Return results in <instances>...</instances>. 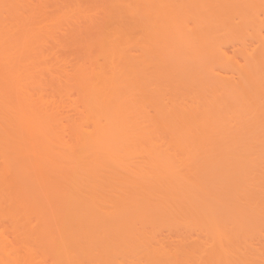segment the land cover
<instances>
[{"label": "bare ground", "instance_id": "6f19581e", "mask_svg": "<svg viewBox=\"0 0 264 264\" xmlns=\"http://www.w3.org/2000/svg\"><path fill=\"white\" fill-rule=\"evenodd\" d=\"M148 1L0 0V264H114V257L118 255V252L124 251L126 247L130 249L125 251L126 257L130 253L136 255V246L144 243L145 240L150 241L149 238H152L153 235V237L157 236L154 234L156 229H153L157 226H153V224L157 225L158 221L161 222L158 218H167L170 215L172 217L170 216L168 220L170 221L175 216V219L177 218L179 221L173 218L170 222L173 223L174 221L180 226L182 223H187L185 222L187 220H191L192 223L195 221L206 223L205 226L209 225L208 230L213 234L211 236H216V240L221 235V237H225L223 239L228 243L225 244L224 242L225 247L223 248L227 249L228 247L232 250L231 238L234 230H236L237 235L239 232H241L240 234L243 233L241 238L244 240L241 239V242H245L243 236L246 230L242 232L244 227H241L244 220L243 223L239 224L240 231H237L235 224L232 225L234 222L237 224L238 219L242 218L241 214H244L242 212L244 208H238V210L235 208L234 210L235 212L237 210L238 215H230L229 207L231 204H227L229 207L226 206V209L228 208L229 211H224V214L227 213V216L229 214L228 217L238 216V219L235 217L237 220L234 221L233 216L231 220H228V217L223 219L225 226L230 228L232 225L236 229L230 228L229 230H232L233 234H229L225 232L228 228L225 229L224 226L222 229L224 231L221 233L222 227L217 221L215 222L216 218H213L215 216L213 209L217 214V206L215 208L214 206L209 207L203 198H199V193H196L199 191L196 190L195 193H191V189L194 191L195 187H191V185L188 187L186 184L182 186L177 182L178 180L171 182L172 179H175L173 177L180 173L179 164L176 165L177 168L175 165L173 166L175 161L171 164L172 169H174L173 167L178 169L176 174L175 169L171 171L172 169L169 168L170 161L167 164L162 162H166V159L169 160L168 156L170 157V155L168 154L176 153V151H180L181 155L184 154L183 152H187L191 158H188L187 154H184V157L186 156L188 159L196 158L199 153L201 156L212 153L210 156L213 157V153L217 155L216 153L220 151V155L218 154L217 157L222 155L225 158L228 157L226 160L222 159V161L225 160L221 161L224 163L222 165L225 168H229L231 165L230 170L234 172L232 165L234 168L236 165L234 163L239 160L240 164L238 163L237 167L239 170L243 164L240 159L246 154L248 155L251 149L254 150L258 147L256 150L260 152L259 147L263 149L264 146V93H262L264 91L262 84L264 86V83H260L264 71L262 70L263 73L260 75L257 74L258 72L254 73L256 70L253 71L252 68L258 60L255 58L257 61L254 63L253 57L247 53L249 59L250 56L252 57L251 60L248 58L247 60H249L248 66L251 65L253 72L248 69L250 67H245L244 64L243 67L240 66L242 69L238 67L237 70V66L234 69L237 70V73L234 71L236 75L234 73L233 75L238 78V82L233 80L237 79L235 76L230 75V80L229 77L228 79L225 78L227 73L224 72L221 73V75L224 73V78H221L220 71L214 73L216 70H213V64L217 62L221 66H226L231 63L229 62L231 60L225 58L226 52L222 53L216 47L218 44L216 45L214 43L216 41L213 42L211 38L213 32L210 33L211 31L206 27L196 30L189 27L187 29L186 25L183 27L180 24V19L182 14L185 15L182 12L187 11L185 9V11L181 9L182 12L170 9L149 10L148 7L153 3L148 6ZM248 1L246 2L248 3ZM149 2H155V0ZM154 5L156 4L154 3ZM205 11L209 12L208 10ZM190 15L193 14L190 13ZM241 21L244 22L243 19ZM254 23L256 22L254 21ZM256 24H259L258 21ZM195 27H197L196 24ZM215 36L217 37V35ZM228 36L230 40L231 36ZM261 38L263 36L258 39ZM260 44L259 47L262 46ZM218 46L220 47V44ZM260 49L263 51L264 46ZM244 51H241L242 57H247L243 53ZM259 52L260 57L264 56V52ZM219 53L223 54V57L225 56L223 61H221L222 58ZM236 56L238 55L235 54ZM260 60L259 64L264 63V58H260ZM227 75L229 76V73ZM259 85L263 89H260ZM258 88L261 91L260 94H263V96L261 95L263 99L257 93ZM259 98L261 100H258ZM257 100L258 103L256 104ZM259 101H262V105ZM251 141L255 142L256 147L254 145H251L253 148L248 147L247 142L250 143ZM260 141L261 143L256 144ZM212 149H216L217 152ZM247 150L250 151L246 152ZM245 152L246 154H244ZM253 152L250 153L255 156ZM261 152L264 155V150ZM129 154L136 155L132 158L133 155ZM139 154L146 158L147 155L155 156L158 160L155 162L149 160L152 162L151 165L146 162L147 160L143 162L148 163V165H143L144 163L141 162L145 168L143 169L140 167L141 164L135 162L141 160L135 158L143 157ZM121 155H128L127 157L124 156L125 158L121 157L123 160L126 159V162L128 158L127 165L125 163L120 164L121 161L113 162L110 160V158H119ZM178 155L179 153H177V157L180 156ZM230 156L236 157L234 160L231 157L233 161H236L230 163L232 161ZM159 157L162 158L159 159ZM175 157L176 155L174 157L171 155V159H175ZM101 158L105 160H101ZM164 158L166 161L162 160ZM131 159H134L135 163L130 164ZM201 159L199 158L197 163ZM229 159L230 164L228 163ZM158 161L160 163H157ZM188 161L192 163V160ZM99 162L103 163L104 169H106L105 166L109 169L107 175H102L104 181L106 180L105 183L99 175L102 174V170L100 169V172L98 169L103 168ZM225 163L228 164L227 167ZM128 164L138 168V171L139 169L145 171V173L139 171L143 176L147 173L146 167H149L148 170L150 169L156 174L168 172L171 169L167 173L168 177L173 175L170 180V178L162 175H159L160 177L156 174L153 175L154 173H151V176L148 171L149 177L147 175L143 177L138 174V171H135L136 168H133L131 173L130 166L127 167ZM123 165L127 168L123 169ZM113 166L119 167L122 173L128 169L131 176L135 172L136 174L132 178L136 177L135 179L138 180L135 181L137 182L124 175V177L120 174L118 176V170H112ZM183 166L182 168L185 170L186 167ZM243 166V168L246 167ZM110 167L112 171H110ZM246 169H242L244 173ZM202 171L199 170L198 173L200 172L199 174L202 175L201 173H204ZM113 172H116L117 175ZM251 172L253 171L251 170ZM195 173L193 171L194 175L198 174ZM182 174L180 173L176 177L180 176L184 179L185 174L181 176ZM247 174L249 175L247 178H250V173ZM190 176L187 175V178ZM251 176L252 184L255 183L254 186L256 187L251 186L256 189L258 188L257 185H260L259 188L264 189L261 187L264 183L263 171L262 177L261 173L260 176L257 175L256 177L251 173ZM118 177L121 179L118 183L122 187L117 182L114 185L108 184L112 183L109 180L114 179L116 181ZM198 177L203 178V176ZM150 179L152 181L157 179L159 182L154 181L155 183H153ZM160 179L166 181L161 182ZM259 179L260 181H258ZM97 180L101 184H97ZM196 180L199 181V179ZM234 180L231 178L226 181L227 183L224 181L227 184L225 187H230ZM241 180L243 181V177ZM233 184L237 186L235 181ZM233 184L232 186H234ZM99 185H101L100 190L102 189V192H104L103 189L109 190L112 187L113 189L120 188L126 194L122 195L123 193L116 191L115 194L111 193L109 198L114 197L115 201L113 199L104 200L106 196L107 198L109 196L107 190H105L106 194L97 191ZM244 186H247V183ZM126 188L128 189L125 190ZM259 188L254 190L255 192L250 191L249 195L251 196L248 198L251 203L256 205L261 202L258 195H261L262 192ZM232 189L235 191V187ZM227 190L225 188L226 192ZM246 193L244 191L242 195ZM101 194H104L103 197ZM121 195L124 197L121 198ZM190 195H195L201 203ZM212 197L214 200L216 199V197ZM212 197L211 200H213ZM219 199L221 200V198ZM241 199L243 200V198ZM248 199L246 200L247 203L249 202ZM97 200L105 201L100 203L108 204L106 207L109 210H104L105 207L96 203ZM223 201L225 200L223 199ZM246 201L243 202L244 206L247 207L250 203L245 205ZM260 205L264 207L263 203ZM252 206L254 207V205ZM257 207L261 206L257 205ZM202 212H206L205 215ZM199 214L200 220L199 218L196 220V216ZM194 219L195 221H193ZM221 219L217 218L216 220L220 221ZM154 220H157V223H154ZM223 220H221V224ZM209 221H213V223ZM226 221L231 224L228 226ZM148 223L149 225L151 223L152 229L150 226L149 229L147 228ZM200 223L195 225V230H192L196 231V226ZM211 224L213 226L216 224L215 232ZM252 224L254 225L255 222ZM145 225H147L146 228ZM192 226L193 224L190 227ZM177 227L179 226L176 225ZM189 230L191 232V229ZM197 230L199 231V229ZM157 231L156 233L160 229ZM224 232L228 234L223 235ZM203 233L204 236L207 234L205 231L201 234ZM200 236L202 238L203 235ZM235 236L233 240L238 241L236 242L238 245L234 242L237 245L234 249L236 248L235 250L239 254L242 250L239 251V240H236L237 236ZM153 241H156L155 245L157 246L154 245ZM157 243V239H155L148 243L150 247L141 248V254L147 250L145 253L147 256L143 258L146 260L143 261L139 258L138 261H135V258H131L130 262L133 260L132 263L137 264L141 260V264H186L189 257L197 260L198 254H200L192 252L191 246L194 245L188 243V249H185V253L183 248L181 251L173 250V254L168 255L165 254L166 252L163 253L165 250H162V245ZM219 243L221 244L222 241L217 240L216 245ZM194 244L196 245V243ZM159 245H161L162 251L158 248ZM247 246L249 247V245ZM247 246L243 249L244 253L246 250L248 252ZM220 248L222 251V244ZM131 249L134 251L132 252ZM176 249H178L177 246ZM226 249H223L224 252ZM233 250L232 252L226 251L227 254L223 252L224 263L222 264H233L231 262L225 263L227 256L229 259H239L238 262L234 259V262H237L234 264H243V262L247 264L245 262L246 254L240 253L239 258H237L236 254H232L235 253ZM250 250L249 252H251ZM254 251H252L253 254L251 252L247 255H250L252 259L255 256V260L260 261L259 258V260L257 259L258 254L255 255L258 251L256 249ZM189 252L192 254L190 255ZM134 254L131 256L133 257ZM194 254L197 255L195 258ZM211 256L213 255L211 254ZM220 256H218V260L223 259ZM250 257L249 261L251 260V262L249 263H254L255 260ZM118 258L115 261L117 264L122 259L119 258L118 260ZM192 259L190 260L191 264ZM124 261L120 264H126ZM203 261L206 262V260ZM212 263L208 261V264ZM254 264H258V262Z\"/></svg>", "mask_w": 264, "mask_h": 264}, {"label": "rangeland", "instance_id": "374dc122", "mask_svg": "<svg viewBox=\"0 0 264 264\" xmlns=\"http://www.w3.org/2000/svg\"><path fill=\"white\" fill-rule=\"evenodd\" d=\"M150 1V0H149ZM148 1V6L150 5V3H153V4H151L148 8H149V10H167V9H170V10H180L181 11V9H183L182 11H185V10H187V11H185V12H182V13H185V15L184 14H182V16H181V25H183V27H185V25H186V28L187 27H189V28H193L192 30H196L197 28H201V27H206V28H208L211 32L210 33H212L213 32V34L211 35V38L213 39V42L214 41H216V42H214L216 45L218 44H220V47L217 45L216 47L217 48H219V51L221 50V52L222 53H225L226 54V59H229V60H231V61H229V62H231V63H233V64H227L226 66H221L220 65V63H218L217 64V62H215L214 64H213V66H214V73H218L219 71H220V75H221V73L222 72H224L225 74L227 73H229V76L226 74L225 75V78L227 77V79H228V77H229V80H230V75L231 76H235L236 75V71L239 69V68H241V67H243L244 66V64H245V67L246 66H248L249 64H248V61L249 60H251V58L253 57V59L255 60V61H253L254 63L258 60V62L256 63V65L252 68V70L254 71V69L256 70V71H254V73H256V72H258L257 74L258 75H260V74H262L263 72H262V70L264 71V63L262 62V64H259V60H260V58H264V56L262 55L261 57L259 56L260 54V52L259 51H261L262 53L264 52V49H263V51L260 49V47H262L263 48V46H264V40H263V38H264V0H260V1H258V0H249L248 1V3L246 2L247 0H155V2H149ZM151 1H153V0H151ZM161 1V2H160ZM194 1V2H193ZM250 1H251V3H250ZM159 2V3H158ZM259 2V3H258ZM154 3L156 4V5H154ZM176 3H177V5H176ZM161 4V5H160ZM166 4V5H165ZM174 4V5H173ZM164 5V6H163ZM193 5V6H192ZM160 7V8H159ZM179 7V8H178ZM185 9V10H184ZM205 10H208L209 12H207V11H205ZM205 11V12H204ZM214 11V12H213ZM222 11V12H221ZM190 13L191 14H193L192 16L190 15ZM196 13V14H195ZM225 13V14H224ZM218 14V15H217ZM188 15H190V16H188ZM198 15V16H197ZM244 15H245V17H246V19H245V17H244ZM240 17H243V18H240ZM193 18V19H192ZM214 18V19H213ZM196 19V20H195ZM199 19V20H198ZM217 21H216V20ZM243 19V21L244 22H242L241 20ZM257 19V20H256ZM212 22H211V21ZM252 20V21H251ZM190 21V22H189ZM200 21V22H199ZM242 22L241 24H240V22ZM254 21L257 23V21H258V23L259 24H256V23H254ZM183 22V23H182ZM207 22V23H206ZM239 22V23H238ZM263 22V23H262ZM237 23H238V25H237ZM251 23H253V24H251ZM189 24V25H188ZM195 24L197 25V27H195L194 28V26H195ZM211 24V25H210ZM256 24V25H255ZM227 25V26H226ZM247 25H250L249 27L247 26ZM258 25V26H257ZM222 26H224L223 28H222ZM241 27V28H240ZM252 27V28H251ZM185 29V28H184ZM188 29V28H187ZM223 29V30H222ZM239 29H241L240 31H239ZM252 31H251V30ZM189 30H191V29H189ZM230 30V31H229ZM239 32H238V31ZM245 30H246V32H245ZM250 32H249V31ZM259 30V31H258ZM221 31H223V32H221ZM243 31V32H242ZM247 31H248V33H247ZM186 32H188V30H186ZM234 32H235V34H234ZM237 32V33H236ZM242 32V33H241ZM246 34V36H244ZM248 34H250L249 36H248ZM254 34H255V36H254ZM215 35H217V37L215 36ZM228 35H230L231 37H230V40L228 39L229 38V36ZM234 35V36H233ZM235 35H237V36H235ZM259 35V36H258ZM261 35V36H260ZM185 36V35H184ZM183 36V37H184ZM186 36L187 37H189L188 36V34H186ZM263 36V38H261V39H258L259 37H262ZM182 37V39L183 40H185L184 38ZM214 37H216V38H214ZM220 37H222L221 39H220ZM254 37V38H253ZM256 37V38H255ZM218 38V39H217ZM231 38H233V39H231ZM235 38V39H234ZM216 39V40H215ZM223 39V40H222ZM228 39V40H227ZM188 40H189V38H188ZM219 40H221L220 41V43H218V41ZM235 40V41H234ZM259 40V41H258ZM263 42V43H259L260 45H262V46H260L259 47V44H258V42H261V41ZM226 42V43H225ZM231 42V43H230ZM257 42V43H256ZM245 44V45H244ZM222 45V46H221ZM245 46V47H244ZM256 46H258V47H256ZM220 48H223V49H220ZM223 50V51H222ZM244 51V50H246V51H244L243 53L247 56V53L248 54H250L249 56H250V59L248 58V56L247 57H242V52L241 51ZM251 50V51H250ZM254 51V53H252L253 51ZM248 51V52H247ZM250 51V52H249ZM239 53H240V55H239ZM220 55H221V58H222V60L221 61H223V54H221V53H219ZM224 54V55H225ZM235 54L236 55H238V56H236L235 57ZM264 54V53H263ZM229 56V57H228ZM234 57H235V59H234ZM242 57V58H241ZM247 58L249 59V60H247ZM257 60H256V59ZM225 59V60H226ZM233 59V60H232ZM244 61H243V60ZM242 60V61H241ZM262 60V59H261ZM260 60V61H261ZM235 61H236V63H235ZM237 61H238V63H237ZM247 61V62H246ZM239 62H240V64H239ZM251 63V62H250ZM261 63V62H260ZM243 64V65H242ZM220 65V66H219ZM233 65H234V67H233ZM237 66V67H236ZM241 66V67H240ZM251 66V65H250ZM250 66H248V67H250ZM231 67V68H230ZM235 67L237 68V70H234L235 69ZM239 67V68H238ZM244 67V68H245ZM256 67H257V69H256ZM243 68V69H244ZM261 68V71H259V69ZM228 69V70H227ZM231 69L233 70L232 72H231ZM242 69V68H241ZM240 69V70H241ZM246 69V68H245ZM249 70H251V67L250 68H248ZM251 70V71H252ZM236 73H235V72ZM252 71V72H253ZM261 72V73H260ZM224 73L221 75V78H224L223 76H224ZM231 73V74H230ZM233 73L235 74V75H233ZM219 74H217V75H219ZM261 76H263V78H262V80H260V83H264V73L261 75ZM236 77V76H235ZM235 77H233V78H235ZM237 78V77H236ZM232 79V78H231ZM233 80H237V82H238V78L237 79H233ZM233 80H232V82H233ZM236 83V82H235ZM260 86V85H259ZM258 86V87H259ZM262 87L264 88V86H263V84H262ZM261 86H260V89H263ZM259 89V88H258ZM260 89L257 91V93L258 94H260ZM262 93H264V91L262 92ZM260 94V97H262L263 96V94ZM257 94V95H258ZM262 95V96H261ZM256 97V96H255ZM255 97H253L255 100H256V98ZM264 97V96H263ZM263 97H262V99H263ZM258 100H261L260 98L258 99ZM258 100L256 101V104L258 103ZM263 101H264V99H263ZM253 102V101H252ZM255 102V101H254ZM260 102V101H259ZM261 103V105H262V101L260 102ZM264 103V102H263ZM259 144V143H261V141L260 142H256V144ZM263 143V142H262ZM247 144H248V147H252L251 145H254L255 144V142H250V143H248L247 142ZM264 145V144H263ZM255 146V145H254ZM259 146H261V145H259ZM256 147V146H255ZM253 148V147H252ZM256 149H258V147L256 148ZM256 149H254L255 150V152H253L254 150L253 149H251V151L253 152V154L255 155V156H252L251 154L252 153H250L251 151L250 150H247L246 152H248V151H250L249 153H248V155L246 154V152L244 153V154H246L247 156H248V158H246L245 159V157H247L246 155L242 158V159H240V158H237V159H240V161H241V163H243L242 164V166L241 167H239L240 169L239 170H237L238 168V163H239V160L237 161V163L235 162V161H233L234 160V158H236V157H232V156H230V158L232 157L233 158V160H232V158H231V162H230V159H229V161H228V163L230 162V163H233V162H235L234 163V168H233V165H232V171H233V169H234V172H231V165H229V168H225V166H223L222 164H224V163H222L223 161H225L226 160V158H228V157H224V155H222V153H221V155L222 156H218L217 157V155L219 154V152L220 151H218V153H216L217 155H215V153H213V157L212 156H210V155H212V153H210V154H208V155H206V156H204V155H202L201 156V153H199V154H197V157L196 158H194V159H188V158H191V157H189L188 155L189 154H187V152H183L184 154H187V157L185 156L184 157V154L183 155H181V153H180V151L179 152H177L176 151V153L174 152L173 154L172 153H170V154H168V155H170V157L168 156V158H169V160L168 159H166L165 160V158L164 159H162V160H164V161H166V162H162V163H165V164H167V162L168 161H170L171 163H170V166H169V168H171L172 166H171V164L173 163V166L175 165V167L177 168V166L176 165H178L179 164V166H178V168L180 169L179 170V172L182 174L181 176H183L184 174V176L186 177H184V179L183 178H181L180 176L179 177H176L178 174H180V173H178L177 174V170L175 169V167H173L174 169H175V172H176V176L175 177H173V178H175V179H172L171 180V178H172V175L170 176V177H168V172H170V170L172 169H170L168 172H163V173H161V174H156L155 172H151L150 171V169L148 170V168L149 167H146V174L145 175H147L148 176V173H149V175L151 174V173H154L153 175H158V177H160L159 175H162V176H165V177H168V178H170V180H171V182H174L173 180H178L177 182L179 183V184H181L182 186L183 185H191V187H195V189H194V191H193V189H191L192 191H191V193H195L196 192V190L197 191H199V192H196L198 195H199V198L200 199H202L203 198V200L206 202V204L207 205H209V207L211 206H214V208H215V206H217L216 207V211H217V214H216V212H214L215 210L213 209V213L215 214V216L213 217V218H218V219H221V220H223V219H227V217L228 216H230L231 214H235V215H238L236 212H237V210H238V208H244V209H242L243 211V213L244 214H241V217L242 218H239L238 219V216L236 217L237 219H238V223L236 224V222H234L233 223V220L231 221L233 224L232 225H234L235 224V226H236V228H237V231H240L241 230V228H240V226H239V224L240 223H243V220H244V223L241 225V227H244V228H242L243 230H242V232H244V230H246V232H245V234H244V236L243 237H245V242L244 243H242L241 242V239H243V238H241V236H242V234H240L241 232H237L238 233V235L235 233V231L236 230H234V234H233V231L232 230H229L230 228H232L233 226L231 225V227L230 228H228L227 226H225V220H223L222 221V224H221V220L220 221H218V220H216L215 219V222L217 221V223H219L220 224V226L222 227L221 228V230L224 228V226L226 227L225 229H227L228 228V230L227 231H225V232H228L229 234H233V236H232V244H233V246L231 247L232 248V250L234 249V247H237V245H238V243H236V242H238V241H236L235 242V239L233 240V237L235 236L236 237V240L238 239L239 240V246H240V248H239V251H241L242 250V252H240L241 254L242 253H244V251H243V249H245L244 247H246L247 245H249V247H250V249H249V247H248V252H247V250H246V252L244 253V254H246V256H245V259H246V261L245 262H247V264L249 263V262H251V260L249 261V257H250V255H247V253L248 254H251V252L252 251H254V249H256L257 251H258V253H254L255 255H257L256 257H257V259L259 258L260 259V261H257V260H255L256 258H255V256H254V258L252 259L251 257V259L252 260H255V262L254 261H252V262H254V263H256V262H258V264H260V263H262V264H264V207H262V205H260V203L262 204H264V195H262V194H264V189L262 188V189H260L259 188V186L260 185H257V182L258 181H260V179L256 182V185H257V187L260 189V192H262V194L261 195H258V193H257V195L260 197L259 199H260V203L259 202H257V203H259V204H257L258 206H261V207H257V205L256 204H253V203H251V201H250V199H248L251 195H249V193H250V191H252V192H255L258 188H254V187H256V186H254L255 185V183H253L252 184V182H253V180H252V176H251V173L253 174V176L254 177H256L257 175H259L260 176V173H261V177H262V171H263V173H264V169H263V167H264V155H262L263 154V152H261V150L263 151L264 150V146H263V149H261V147H259V151L260 152H258V150H256ZM213 151H216L217 152V150L216 149H212ZM219 150V149H218ZM210 151V150H209ZM212 151V152H213ZM165 153V152H164ZM164 153H163V155H164ZM177 153H179V157H177ZM202 154H204V153H202ZM243 154V155H244ZM261 154V155H260ZM129 155H133V154H129ZM134 155H136V154H134ZM134 155H133V157L132 158H134ZM139 155H141V156H143L142 154H139ZM144 155H146V154H144ZM162 155V156H163ZM171 155H172V157H174L175 155H176V157H175V159L174 158H172L171 159ZM194 155V154H193ZM215 155V156H214ZM220 155V154H219ZM125 155H121V156H119V158H110V160L111 161H113V162H117V161H121L120 162V164L122 163H125L126 165H127V163H128V158H127V162L125 161V160H123L121 157H123V158H125V157H127V156H125ZM157 156V155H156ZM159 156H161V155H159ZM167 156V155H166ZM226 156H228V155H226ZM240 156V155H239ZM253 158H252V157ZM131 157V156H130ZM143 157H144V159H143ZM143 157H141V158H135L136 160L138 159V160H140V161H135L137 164H141V162H143V161H146V162H149L150 163V165H151V163L154 161H157L158 160V158H157V160H156V157L155 156H148L147 155V158L145 157V156H143ZM195 157V156H194ZM258 157V161L256 160V158ZM162 158V157H161ZM160 157H159V159H161ZM199 158H202L201 159V161H199V163H197L198 162V160H199ZM204 158V159H203ZM208 158V159H207ZM214 158H216V159H214ZM225 159V160H223L222 161V159ZM102 159H104V158H101V160ZM122 159V160H121ZM174 159V160H173ZM183 159H185V160H183ZM250 159V160H249ZM100 160V159H99ZM105 160V159H104ZM132 161L131 162H129L130 164L132 163V162H134V159H131ZM149 160H152V162H150ZM179 160V161H178ZM183 160V161H182ZM188 160H192V163L191 162H189ZM196 160V161H195ZM203 160H206V161H203ZM211 160V161H210ZM243 160V161H242ZM255 160V161H254ZM108 161V160H107ZM129 161H130V159H129ZM185 161H188V162H185ZM195 161V162H194ZM218 161H220V162H218ZM222 161V162H221ZM245 161H247V162H245ZM103 162V161H102ZM112 162V164H114L115 165V163H113ZM134 162V163H135ZM140 162V163H139ZM205 162V163H204ZM208 162H210V163H208ZM249 162V163H248ZM99 163H101V162H99ZM133 163V164H134ZM144 163V162H143ZM157 163H160L159 161L157 162ZM184 163V164H183ZM187 163V164H186ZM197 163V164H196ZM207 163H208V165H207ZM229 163V164H230ZM244 163H246V164H244ZM102 165H103V163H101ZM105 164V163H104ZM107 164H108V162H107ZM111 164V165H112ZM120 164L118 165V166H120ZM124 164V165H125ZM145 164H147L148 165V163H144L143 165H145ZM164 164V165H165ZM184 166H183V165ZM190 164H192V165H190ZM200 164H202V165H200ZM220 164V165H219ZM240 164V163H239ZM258 164V165H257ZM106 165V164H105ZM124 165H123V169L124 168H127V167H129L130 165L128 164V166L126 167H124ZM168 165H169V163H168ZM188 165V166H187ZM217 167H216V166ZM225 165H226V167H227V163H225ZM243 165H245L246 167L245 168H247L246 170H245V173L247 172V173H250V178L248 177L247 178V173L245 174L244 173V169L245 168H243L244 166ZM249 165H251V166H249ZM118 166H116V167H118ZM137 166V165H136ZM139 166V165H138ZM182 166L183 167H186L185 168V170H183L184 168H182ZM215 166V167H214ZM240 166V165H239ZM248 166V167H247ZM106 167V169H104V165H103V168H99L98 170H102V172H101V170H100V172L102 173V174H99V175H101V178H102V175H107V173L109 172V169H107V166H105ZM114 168H115V166H113ZM131 167V168H130ZM129 167V169H131V173H132V169L134 168L133 167V165H131ZM140 167H142L143 168V166H142V164H141V166ZM214 167V168H213ZM251 167V168H250ZM254 167H255V169H254ZM112 168V170H118V176H119V174L120 175H124V176H126L128 179L130 178V179H132V180H134V182H137V181H135V180H138V179H135V178H132V176L134 175V174H136L134 171V173L132 174V176L129 174V170L127 169V171H123V173H122V171L120 172V168L118 167V168ZM122 168V167H121ZM136 168V167H135ZM134 168V169H135ZM182 168V169H181ZM195 168V169H194ZM199 168V169H198ZM208 168V169H207ZM210 168H213V169H211L210 170ZM261 168V169H260ZM143 169H145V168H143ZM174 169H172L171 171H174ZM223 169V170H222ZM230 171H229V170ZM243 169V170H242ZM107 170H108V172H107ZM111 170V167H110V171H112ZM188 170V171H187ZM201 171V170H203L202 172H204V173H201L202 175H200L199 173H198V171ZM205 170H206V172H207V174H206V172H205ZM216 170H218V171H216ZM236 170V171H235ZM251 170L254 172L255 171V173H253V172H251ZM136 172L138 171V168H136V170H135ZM139 171H141V169H139ZM138 171V172H139ZM149 171V172H148ZM161 172L163 171V170H160ZM159 171V172H160ZM193 171L194 172H196V173H198V174H196V175H194L193 174ZM220 171V172H219ZM227 171H229V172H227ZM243 173H242V172ZM248 171H250V172H248ZM117 172V171H116ZM116 172H113V174H115ZM158 172V171H157ZM188 172V173H187ZM212 172V173H211ZM240 172V173H239ZM141 173H145V171H141ZM174 173V172H173ZM190 173V174H189ZM210 173V174H209ZM218 173V174H217ZM232 173V174H231ZM258 173V174H257ZM98 174H97V176H98ZM138 174H140V172L138 173ZM137 174V175H138ZM167 174V175H166ZM191 174H193V176H190ZM206 174V175H205ZM231 174V175H230ZM255 174V175H254ZM257 174V175H256ZM116 175H117V173H116ZM136 175V176H137ZM144 175V176H145ZM187 175H189L190 177H188L187 178ZM221 175V176H220ZM233 175V176H232ZM235 175H237V176H235ZM108 176H109V174H108ZM113 176V175H112ZM115 176V175H114ZM123 176V177H124ZM140 176H143V175H141L140 174ZM143 176V177H144ZM151 176H152V174H151ZM195 176H196V178H195ZM198 176H203V178L202 177H198ZM205 176V177H204ZM213 176V177H212ZM216 176V177H215ZM227 176V177H226ZM232 176V177H231ZM249 176V175H248ZM258 176V177H259ZM121 177V176H120ZM146 177V176H145ZM149 177V176H148ZM147 177V178H148ZM164 177V178H165ZM211 177V178H210ZM215 177V178H214ZM243 177V181L241 180V178ZM98 178V177H97ZM109 178H111L110 176H109ZM114 178V177H113ZM139 178V177H138ZM140 178H142V177H140ZM153 178V177H152ZM156 178V177H155ZM163 178V177H162ZM167 178V180L169 181V179ZM202 178V179H201ZM214 178V179H213ZM224 178V179H223ZM232 178V180H234V179H236V180H234L235 181V183H236V185L237 186H235V184H233L234 183V181H232V183H231V186L230 187H225L227 184H225V182L228 180V179H231ZM264 178V176L262 177V179ZM105 179H107V178H105ZM121 179H122V177H121ZM121 179H119V177H118V179L115 181L114 179H112V181L111 180H109L110 182H112V183H108V184H111V185H114V184H116V182L118 183ZM124 179V178H123ZM187 179V180H186ZM196 179H199V181L198 180H196ZM204 179V180H203ZM211 179V180H210ZM238 179V180H237ZM246 181H245V180ZM258 179V178H257ZM101 183H102V181L100 180V179H98ZM97 180V181H98ZM102 180H103V183H105V181H104V179L102 178ZM141 180H143L144 181V179H141ZM161 180V179H160ZM181 180H184L183 182L181 181ZM200 180H202V181H200ZM240 180V181H239ZM251 182H249V181ZM252 180V181H251ZM264 180V179H263ZM262 180V181H263ZM97 182V184L98 183H100V182ZM108 181V182H109ZM123 181V180H122ZM128 181V180H127ZM149 181V180H148ZM150 181H152V179H150ZM149 181V182H150ZM156 183H158L159 181H157V179L156 180H154ZM154 181H152L153 183H155ZM163 181V179L161 180V182ZM164 181H166V180H164ZM163 181V182H164ZM221 181V182H220ZM225 181V182H224ZM231 181V180H230ZM237 181V182H236ZM242 181V182H241ZM125 182V181H124ZM170 182V181H169ZM211 182H213V183H211ZM238 182H241V183H239V184H237ZM255 182V181H254ZM264 182V181H263ZM100 183V184H101ZM121 184H122V182H120ZM140 183V182H139ZM143 183V182H142ZM148 183V182H147ZM227 183V182H226ZM244 183V185H246V183H247V186L248 185H253V186H249V187H247V186H244V185H242ZM262 183V182H261ZM260 183V184H261ZM106 184H107V182H106ZM119 184V183H118ZM214 184H216V185H214ZM223 184V185H222ZM232 184L234 185V186H232ZM120 185V184H119ZM123 185V184H122ZM197 185H199V186H197ZM204 185H206V186H204ZM220 185V187L218 188V186ZM239 185V186H238ZM100 186L101 185H99V188H97V189H99V190H97V191H99L100 193L102 192V189L100 190ZM109 186V185H108ZM108 186H105V187H108ZM121 186V185H120ZM124 186H125V184H124ZM204 186V187H203ZM208 186V187H207ZM240 186H241V188H240ZM110 187V186H109ZM115 187V186H114ZM122 187V186H121ZM189 187V186H188ZM207 187V188H206ZM212 187V188H211ZM213 187H216V188H214L213 189ZM224 187V188H223ZM235 187V191H234V189H232V188H234ZM253 187V188H252ZM261 187H264V183H263V186H261ZM125 188V187H124ZM131 188V187H130ZM184 188V187H183ZM199 188H201L200 190H198ZM225 188H226V190H227V188H228V190H227V192L225 191ZM111 189H113L112 187H111ZM110 188H109V190H111ZM128 188H126L125 190H127ZM186 189H187V187H186ZM222 190V191H220V190ZM232 189V190H231ZM239 189V190H238ZM105 190H107V194H108V198H107V196L104 198V200L105 199H108V200H111V199H113V198H111V199H109L111 196H110V194L111 193H116V191H118V192H120V193H123V190H121L120 188L118 189V188H116V189H113V190H111V191H109L108 189H105ZM105 190L103 189V191L104 192H102V193H104V194H106V192H105ZM125 190H124V192H125ZM185 190V189H184ZM188 190H190L189 188H188ZM224 190V191H223ZM239 191L238 193H237V191ZM241 190H243V191H241ZM255 190V191H254ZM263 190V191H262ZM108 191H109V193H108ZM216 191V192H215ZM232 191V192H231ZM245 191V193L247 194H244V195H242V193ZM98 192V193H99ZM187 192H190V191H187ZM186 192V193H187ZM218 192H219V194H221V195H219L218 194ZM231 192V193H230ZM241 192V193H240ZM203 193H204V195H206L207 196V194H209L208 196H210V197H206V196H204L203 195ZM223 193V194H222ZM103 194V195H104ZM124 194H126V193H123L122 195H124ZM211 194V195H210ZM230 194H231V196H230ZM260 194V193H259ZM102 195V194H101ZM103 195H102V197H103ZM117 195V194H116ZM115 195V196H116ZM121 195V198L122 197H124V196H122ZM196 195V194H195ZM195 195L193 196V195H190V196H193V197H195ZM202 195V196H201ZM252 195L254 196V198H255V195L252 193ZM256 195V196H257ZM112 196H114V195H112ZM118 196H119V194H118ZM212 196H214V197H216V199L214 200L213 199V197ZM217 196H219V197H217ZM226 196V197H225ZM244 196V197H243ZM245 196H247V197H245ZM252 196V197H253ZM258 196L256 197V198H258ZM193 197H191V199H193ZM196 197H198L197 195H196ZM195 197V198H196ZM205 197V198H204ZM211 197H212V199L213 200H211ZM224 197V198H223ZM229 197V198H228ZM99 198H100V196H99ZM99 198H98V200H99ZM118 198V197H117ZM209 198V199H208ZM217 198H218V200H217ZM219 198H221V200L219 199ZM234 198V199H233ZM241 198H243V200L241 199ZM253 198V200H255ZM116 199V198H115ZM119 199V198H118ZM207 199V200H206ZM223 199L225 200V201H223ZM240 199H241V201H240ZM249 200V202L248 203H250V205H248L247 207H249V208H247L246 206H244V202L243 201H246V200ZM97 200V202L96 203H100L101 201H98ZM103 200V199H102ZM108 200H107V202H108ZM114 200V199H113ZM196 200L199 202V203H201L197 198H196ZM195 200V201H196ZM217 200V201H216ZM227 200V201H226ZM232 200H234V201H232ZM252 200V199H251ZM252 200V201H253ZM257 201H259L258 199H256ZM115 201V200H114ZM118 201V200H117ZM208 201V202H207ZM214 201V202H213ZM216 201V202H215ZM221 202V204H219V202ZM230 201H232V202H230ZM263 201V202H262ZM102 202H105V201H102ZM101 202V203H102ZM204 202V203H205ZM213 202V203H212ZM230 202V203H229ZM256 202V201H255ZM100 203V205L103 207H105V209L104 210H106V209H108V207H106V206H108V204H101ZM109 203V202H108ZM112 203V202H111ZM203 203V202H202ZM224 203V204H223ZM237 203V204H236ZM241 203V204H240ZM247 203V201L245 202V205H247L248 204ZM110 204V203H109ZM227 204H231V207H229V205H227ZM99 205V204H98ZM238 205V206H237ZM252 205H254V207L252 206ZM96 206V205H95ZM226 206L227 207H229V210H230V215L228 214V216L226 215V214H224V211L226 212V210L227 211H229L228 210V208L226 209ZM234 206H236V207H234ZM241 206V207H240ZM244 206V207H243ZM250 206H252V207H250ZM264 206V205H263ZM100 207V206H99ZM109 207H110V205H109ZM224 207V208H223ZM232 207H233V209H232ZM255 207H257V208H255ZM232 209V211H231V209ZM237 209L236 210V212H235V210L234 209ZM259 208H260V210H259ZM209 209V208H208ZM224 209V210H223ZM253 209V210H252ZM109 210V209H108ZM223 211V213H222V211ZM251 210H252V212H251ZM258 210V211H257ZM221 211V212H220ZM248 211V212H247ZM255 211V212H254ZM102 212H104V211H102ZM235 212V213H234ZM261 212V213H260ZM263 212V213H262ZM202 213H204L203 215H205V213L206 212H202ZM201 213V214H202ZM208 213V212H207ZM220 213V214H219ZM257 213V214H256ZM209 214V213H208ZM247 214V215H246ZM251 214H253V215H251ZM255 214V215H254ZM183 215V214H182ZM202 215V216H203ZM222 215H224V216H222ZM225 215H226V217H225ZM243 215V216H242ZM260 215V216H259ZM171 217H172V215H170ZM169 216V217H170ZM178 216V215H177ZM209 216H211V214H209ZM221 216V217H220ZM233 216V217H232ZM231 217L234 219V221H236L237 219H235V217H234V215H232ZM255 216V217H254ZM169 217H164V218H162V217H160L161 219H159L158 218V220H160L161 222L159 223V221H158V224L157 225H155V224H153V226H157V228L156 227H153V229H156V230H154L155 231V233H154V231H153V233L155 234V236H156V234H157V236L156 237H153L152 236V238H149V237H147V238H149V240L150 241H147V240H145V241H147L146 242V244H145V241H144V243H142V244H140V245H138V246H136V247H134V248H136V250L134 249V248H132V249H134L135 251H137L136 252V255L134 254V253H130L131 251H132V249H131V251L129 252L130 253V257L129 256H125L126 255V252L125 251H127V247L124 249V251H122V252H118V255H116L115 257H114V259H113V261L115 260H117V258L119 257V258H122V259H120L121 261L120 262H118V264H120L122 261H124V259H125V261L124 262H126V264H130V263H132L133 262V260H132V262H130L131 261V258H135L134 260L135 261H138L137 259H139V258H141V260H143V258H145L147 255L145 254V253H147V250H146V252L145 253H143V254H141L140 252L142 251V247H144V246H149L150 247V245H151V243H150V245H148V243L149 242H152V240H155V239H157V244H161L162 245V247H161V245H159L158 246V248L160 249V247L161 248H163L162 250H165L163 253H165V254H170V253H172L173 254V250H176V251H181V250H183V248H184V253L186 252L185 251V249H188V243H189V245H194V246H191V248H192V250H190V251H192V252H194L195 254H198V253H200V254H198V257H201L202 255V257L201 258H198L197 257V260H196V256L197 255H195L194 254V258L195 259H192L191 257H189V256H187V257H189V259H188V262H187V260H186V264H191V259H192V264H208V261H209V263L211 262H213L214 264H222V263H224V258L222 257V255H223V252H224V250L223 249H226V248H223V247H225V245H224V239H225V237H221V236H219V237H217V240H220V242L222 241V251L220 250L221 248H220V246H221V244L219 243V245L217 244L216 245V236H211V234L212 233H210L211 231L210 230H208L209 229V225H206L205 226V224H204V222H202V221H199L198 223H200V222H202V223H200V225H198L199 226V228H198V226H196L197 227V229H199V231L196 229V231H193V230H195V225H197L198 223H197V221H195V219L193 220V221H195V222H191V220L189 221V220H187V221H185V222H187V223H185V224H183L182 223V225L180 226V224H176L174 221H173V223H171L172 222V220H173V218H174V220H178L177 218L175 219V216H173V218H171L170 219V221L168 220L169 219ZM178 217H180V216H178ZM197 218H196V220H198V218H199V220H200V214L198 215V216H196ZM223 217H225V218H223ZM231 217H228V220H231L232 218ZM248 217V218H247ZM252 217V218H251ZM167 220H166V219ZM207 218V217H206ZM210 219L212 218V217H209ZM212 218V219H213ZM251 218V219H250ZM258 218V219H257ZM179 219H181V218H179ZM246 219H248L247 221H245ZM183 220V219H182ZM206 220H208V218L206 219ZM227 220V221H228ZM155 221V220H154ZM153 221V222H154ZM166 221H167V223H166ZM179 221V220H178ZM226 221V222H227ZM152 222V223H153ZM163 222H164V224H163ZM170 222V223H169ZM180 222H181V220H180ZM207 222V221H206ZM209 222H211V221H209ZM228 222H230V221H228ZM227 222V223H228ZM255 222V224L253 225L252 223H254ZM154 223H157V220L154 222ZM168 223H169V225H168ZM191 223V224H190ZM197 223V224H196ZM208 223V222H207ZM211 223H213V221L211 222ZM248 223V224H247ZM165 224H166V227H165ZM174 224V225H173ZM193 224V228L192 227H190L191 225ZM231 223H228V226L230 225ZM245 224V225H244ZM148 225V226H147ZM147 225H145V228H146V226H147V228L151 225V223H150V225H149V223L147 224ZM176 225L177 226H179V227H177L176 228ZM186 225V227H184ZM212 225V227H213V230H214V232L216 231V224L213 226V224H211ZM210 225V226H211ZM238 225V226H237ZM152 226V225H151ZM150 226V228L152 229V227ZM174 226H175V228H174ZM205 226V227H204ZM218 226V225H217ZM252 226V227H251ZM159 227V228H158ZM168 227V228H167ZM173 227V228H172ZM184 227V228H183ZM188 227V228H187ZM190 227V228H189ZM203 227V228H202ZM219 227V226H218ZM248 227V228H247ZM205 228H207V229H205ZM211 228V227H210ZM234 229H236L235 227H233ZM149 229V228H148ZM150 229V230H151ZM159 229H160V231H159ZM172 229H174V230H172ZM189 229H191V232H189L190 230ZM193 229V230H192ZM205 229V230H204ZM240 229V230H239ZM145 230V229H144ZM159 232H158V231ZM162 230V231H161ZM164 230V231H163ZM189 230V231H188ZM205 231V233L207 232V234L205 235L206 236V238H205V236H204V233L203 234H201L202 232H204ZM218 230V229H217ZM220 230V231H221ZM251 230H253V231H251ZM258 230V231H257ZM156 231L158 232V233H156ZM208 231H209V233H208ZM219 231V230H218ZM224 230H222L221 231V233L223 232ZM230 231V232H229ZM232 231V232H231ZM149 232V231H148ZM170 232V233H169ZM193 232V233H192ZM198 234H197V233ZM224 232V234L223 235H227L228 233H225ZM150 233V232H149ZM152 233V232H151ZM180 233V234H179ZM167 234V235H166ZM191 234V235H190ZM209 234H210V236H209ZM151 235V234H150ZM200 235H203L202 236V238H201V236ZM213 235V234H212ZM253 235V236H252ZM179 236V237H178ZM246 236H248L249 238L247 239V237ZM252 237V238H251ZM180 240H179V239ZM224 238V239H223ZM152 239V240H151ZM159 239V240H158ZM199 239V240H198ZM204 240V241H203ZM244 240V239H243ZM247 240V241H246ZM176 241V242H175ZM154 242V245H155V243H156V241H153ZM162 242V243H161ZM179 242V243H178ZM196 243V245L194 244V243ZM219 242V241H218ZM234 242L237 244V245H235L234 244ZM171 243V244H170ZM181 243V244H180ZM182 243H184V244H182ZM226 243H228L227 241L225 242V244ZM180 244V245H179ZM200 244V245H199ZM215 244V245H214ZM172 245V246H171ZM181 245H183V246H181ZM214 245V246H213ZM235 245V246H234ZM245 245V246H244ZM152 247H153V244L151 245ZM155 246H157V245H155ZM176 246L178 247V249H176ZM187 246V247H186ZM227 246V245H226ZM252 246V247H251ZM166 247V248H165ZM171 247V248H170ZM186 247V248H185ZM190 247V246H189ZM195 247V248H194ZM219 247V248H218ZM139 248V249H138ZM145 248V247H144ZM144 248H143V250H144ZM148 248V247H147ZM154 249H155V247H153ZM152 248V249H153ZM173 248V249H172ZM175 248V249H174ZM139 251H138V250ZM151 249V250H152ZM159 249H157V250H159ZM167 249H168V251H167ZM171 249V250H170ZM216 249V250H215ZM227 249H228V247H227ZM225 250V252L224 253H226V251H231L232 252V250H230V249H228V250ZM236 249V248H235ZM233 250V252H235V253H232V254H236L237 255V258H239L238 257V255L240 254H237V251L236 250ZM238 249V248H237ZM128 250H130V249H128ZM133 250V251H134ZM150 250V251H151ZM161 249H160V251H162ZM169 250H170V252H169ZM210 250H211V252H210ZM217 250H218V253H217ZM249 250L251 251V252H249ZM132 251V252H133ZM206 251H207V253H206ZM188 252V251H187ZM192 252L190 253V255L192 254ZM222 252V253H221ZM255 252V251H254ZM121 253V254H120ZM149 253V252H148ZM188 253V254H189ZM221 253V254H220ZM125 254V255H124ZM131 254H134L136 257H138V258H136L134 255H133V257L131 256ZM211 254L213 255V256H211ZM227 254V253H226ZM252 254H253V252H252ZM120 255H122V256H120ZM143 255V256H142ZM171 255V254H170ZM219 255H221L220 257H222L223 259H221V260H218L217 258H219L218 256ZM225 255V254H224ZM236 255H234L235 257H236ZM242 255V256H243ZM242 256H240V258L242 257ZM244 256H243V258H244ZM228 257V256H227ZM226 257V259H225V263H227V262H231V263H235L234 262V259H236V258H232V259H229V258H227ZM253 257V256H252ZM119 258H118V260H119ZM126 258H128L127 260H126ZM166 258H167V256H166ZM207 258V259H206ZM243 258H241L242 260H243ZM241 259H240V262H241ZM244 259V260H245ZM258 259V260H259ZM129 260V261H128ZM141 260H140V262H141ZM144 260H146V259H144ZM143 260V261H144ZM196 262H194V261ZM203 260H206V262H204ZM212 260V261H211ZM237 260V262H238V260L239 259H236ZM248 260V261H247ZM115 261H114V264H117V263H115ZM143 261H142V263H143ZM190 261V262H189ZM223 261V262H222ZM140 262H138L137 264H139ZM216 262V263H215ZM220 262V263H219ZM236 262V263H237ZM212 263V264H213ZM254 263H249V264H254ZM125 264V263H124ZM133 264V263H132ZM134 264H136V263H134ZM141 264V263H140ZM242 264V263H241ZM243 264H244V262H243ZM246 264V263H245Z\"/></svg>", "mask_w": 264, "mask_h": 264}]
</instances>
